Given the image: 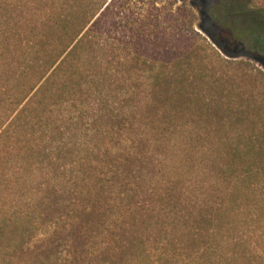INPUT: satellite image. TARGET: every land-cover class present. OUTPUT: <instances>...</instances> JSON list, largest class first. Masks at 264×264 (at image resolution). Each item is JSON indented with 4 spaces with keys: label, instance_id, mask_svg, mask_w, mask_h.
I'll use <instances>...</instances> for the list:
<instances>
[{
    "label": "trees",
    "instance_id": "trees-1",
    "mask_svg": "<svg viewBox=\"0 0 264 264\" xmlns=\"http://www.w3.org/2000/svg\"><path fill=\"white\" fill-rule=\"evenodd\" d=\"M116 1L0 0L1 254L14 258L8 239L22 231V242L33 241L40 224L52 227L43 245L50 258L66 252L64 264H264L263 83L252 73L239 92L228 75L238 63L191 35L174 52L143 47L146 32L127 36L130 20L123 10L117 19ZM217 1L219 28L264 57V3ZM213 89L233 92L225 101ZM202 112L217 143L187 144L182 161L194 167L187 150L197 151L217 182L195 209L164 184L173 222L126 229L121 200L140 193L132 191L150 159L166 156L167 139ZM10 182L18 194L3 199ZM180 209L188 214L178 217ZM172 229L195 246L179 244L186 241Z\"/></svg>",
    "mask_w": 264,
    "mask_h": 264
},
{
    "label": "rangeland",
    "instance_id": "rangeland-1",
    "mask_svg": "<svg viewBox=\"0 0 264 264\" xmlns=\"http://www.w3.org/2000/svg\"><path fill=\"white\" fill-rule=\"evenodd\" d=\"M256 1L264 3V0ZM222 6L217 0H117L114 11L117 19L122 15V10L124 15H128L126 19H129L130 23L127 29L130 27L132 30L128 31L127 36L131 37L133 35L132 31L136 30L137 33L142 29L146 32L147 41L142 44L143 47H154L159 53L164 50V47H167V50L174 52L176 48L186 45V41L190 39L188 35H191L197 43H200L199 45L207 47L211 54L215 50L229 61L238 63L228 67V75H232L235 80L239 81V92H241V81L248 83L247 86L253 85L251 83L252 79L249 77L252 73L260 78V84L263 83L262 86L264 87V57L253 53L249 42L241 40V37H235L232 32L219 28L215 18L222 15ZM181 32L185 36H180ZM166 37H168V41L165 46L163 43ZM216 41L222 45L223 49L215 43ZM159 62H162V58L159 59ZM244 74H246L245 77ZM224 87L228 88V85ZM257 91L262 93L261 88H258ZM211 92L213 95L221 96L227 101V97L233 91L213 89ZM188 123L187 131H184V134H175L167 139V143L174 146L166 156H159L155 161L150 159L152 163L146 169L147 173L144 170L143 176L138 178L141 182L140 186L138 187L137 184L132 191L134 194L136 191H140V193L134 196L128 194L125 199L123 198L124 200H121L122 209L119 210V213L121 219L128 221L126 229L130 227L138 234L144 232V222L155 224L161 219H167L166 222L169 225L171 221L173 222L174 215L171 214L173 210L170 211V209L176 207L174 204L169 205L168 202L166 204L160 200L163 197H169L171 193L164 188V184L172 183V192L176 196L186 198L189 202H192L189 204L191 206L195 205L196 199L202 201V193H205L206 198L208 191H211V184L217 182L218 176L207 175L208 172L205 170L207 164H200L199 161H196L197 157H200L197 151L187 150L193 160L194 167L184 166L185 163L182 159L187 157L184 155V147L187 144L197 143L195 145L197 146L198 143H217L216 140H218L214 136L216 132L209 131V127L214 125L208 123L203 112L198 113L195 119L191 118ZM180 143L182 144L180 145ZM193 147L190 146V148ZM214 156L213 154L212 157ZM205 157L207 156L205 155ZM214 158H217L219 163L223 161L222 158ZM175 178L179 179V187L176 186ZM203 182H208L205 192L201 190ZM11 184L10 182L9 185L5 184L3 186L1 191L7 192L3 199L5 197L14 199L18 194V187ZM2 203L6 204L7 202ZM9 204L10 202L7 205ZM191 207L195 209V206ZM183 214H188V212L184 209L178 210V217L182 218ZM228 218H232V216ZM233 218L235 220L234 225L241 221L239 214H234ZM21 227L20 229H23ZM37 227H39V230L33 241L25 240L22 242V231L12 234L8 239V243L11 249L16 248L18 250V254H14L13 258L2 255L0 252V264H11V262L13 264H41V262L42 264H64V257L67 256L66 252L60 255L62 256L61 260L56 261L50 258V249L43 246L45 244L44 239L50 234L52 227L40 226V224ZM122 230L123 226H119L117 231L121 232ZM172 232L175 235H180L186 241L183 242V239L179 238L183 242L179 244H183L187 249L195 246V241L190 238L188 232H179L177 229H172ZM118 239L116 241L112 240L118 245ZM152 241L155 242L156 247L160 248L158 246V236L154 237ZM224 243L227 244L225 240ZM152 255L153 259H158L154 253ZM70 261L71 258L69 257L66 263L68 264Z\"/></svg>",
    "mask_w": 264,
    "mask_h": 264
}]
</instances>
